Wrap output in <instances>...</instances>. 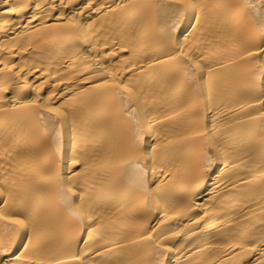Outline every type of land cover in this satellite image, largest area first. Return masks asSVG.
Segmentation results:
<instances>
[{"label": "bare ground", "instance_id": "obj_1", "mask_svg": "<svg viewBox=\"0 0 264 264\" xmlns=\"http://www.w3.org/2000/svg\"><path fill=\"white\" fill-rule=\"evenodd\" d=\"M0 264H264V0H0Z\"/></svg>", "mask_w": 264, "mask_h": 264}]
</instances>
